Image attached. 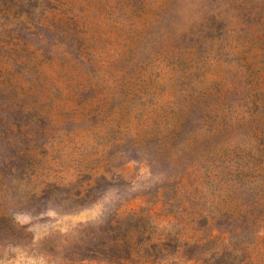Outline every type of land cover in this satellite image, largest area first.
Instances as JSON below:
<instances>
[{"label": "rangeland", "instance_id": "obj_1", "mask_svg": "<svg viewBox=\"0 0 264 264\" xmlns=\"http://www.w3.org/2000/svg\"><path fill=\"white\" fill-rule=\"evenodd\" d=\"M0 264H264V0H0Z\"/></svg>", "mask_w": 264, "mask_h": 264}]
</instances>
